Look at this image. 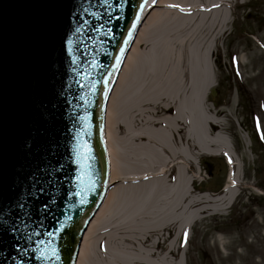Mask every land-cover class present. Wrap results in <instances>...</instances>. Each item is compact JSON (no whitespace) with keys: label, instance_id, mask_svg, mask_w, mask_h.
<instances>
[{"label":"rangeland","instance_id":"374dc122","mask_svg":"<svg viewBox=\"0 0 264 264\" xmlns=\"http://www.w3.org/2000/svg\"><path fill=\"white\" fill-rule=\"evenodd\" d=\"M181 1L183 2H178L171 8L150 7L152 12H173V17L179 16L171 23L176 24L178 20L183 22L180 26L163 25L158 28V34L191 37V41L183 48L174 45L168 49L172 52L171 55H167L166 64L158 67L165 69L171 67L172 58L176 57L181 71H186L190 75L197 74L204 66L202 54L211 51L212 57L208 64L212 69L213 86L209 90L205 108H209L212 127L205 130L209 133V137H206V144L209 146L200 144L193 134L181 135L174 131L177 129L174 127L170 129L173 137L167 134L169 140L167 144L173 149L185 150V155L181 159L182 165L179 166L181 170H186L185 194L191 195L195 201L203 195L215 199L222 196L226 192V187H229L227 191L231 193L230 195L234 194V201L224 208H219L213 203L201 204L202 208L209 211L198 215L191 227L185 224L190 212L182 213L178 219L179 236L173 244L178 258L170 257L167 262L160 264H264V0ZM213 4L217 6L213 8ZM181 6L188 7V10H181ZM226 17L230 22L220 36L217 26ZM137 35L138 31L133 38V45ZM205 35L208 39H202ZM129 51L123 56V64ZM173 87L174 85L167 82L161 88L163 96L171 97L169 91ZM134 90L137 91L138 87L136 86ZM239 91L244 94V98L240 97ZM182 100L185 101V98ZM185 105L186 103L182 106L184 113L182 119L190 122L191 116L197 111L195 107L190 109ZM127 111L128 106L126 111L122 110L120 120L113 125V130L118 137H123L122 141H125L121 142L125 149L121 152L126 157L123 166L129 170L130 166L141 162L139 159L144 158V154L147 158L155 160L150 155L153 153L152 150L148 154L138 149L140 147L134 143L131 130L137 136L136 131L141 133L142 129L146 130L147 125L163 118L152 117L151 112L143 107H140L138 117L135 119H133L135 111L132 108ZM129 119H133L131 126L127 124ZM120 127L124 130L119 131ZM150 129L154 131L152 128L148 131ZM191 129L192 122L190 131ZM149 135L153 138L152 149H156L158 154L161 153L165 147L162 136ZM180 136L184 140H189V144L182 142L184 145L179 146L176 142ZM109 144L112 148L113 144ZM111 217L113 220L118 218V224H115L127 235L123 236V239L136 233L137 229L129 225L128 214L119 212ZM145 225L142 227L143 232L153 230L151 220ZM113 235H116V232ZM101 240L99 237V241ZM157 241L156 236L149 238L151 243ZM130 248L129 245L123 244L121 250L132 254ZM161 249L157 248L156 252L162 253ZM94 252L95 264L98 259L103 261V257L109 258L106 246L101 249L95 248ZM132 257L136 260L134 256Z\"/></svg>","mask_w":264,"mask_h":264},{"label":"water","instance_id":"95a60500","mask_svg":"<svg viewBox=\"0 0 264 264\" xmlns=\"http://www.w3.org/2000/svg\"><path fill=\"white\" fill-rule=\"evenodd\" d=\"M138 4L139 0H108L107 6L103 0H0V159L7 172L16 139L25 131L32 86L40 81L57 105L55 129L64 164L63 187L55 192V218L41 216L29 223L26 234L34 230L41 234L21 240L20 251L11 245L0 251L6 264H47L36 257L51 256L50 247L59 253V259L50 264H75L82 236L108 189L102 121L114 76L143 20L142 13L135 20ZM106 12L111 13V20ZM79 141H86L90 148L95 181L90 188L87 177L78 183L81 170L75 148ZM82 189L84 203L79 195L65 196ZM0 238L11 237L0 232ZM13 256L15 260L9 258Z\"/></svg>","mask_w":264,"mask_h":264},{"label":"bare ground","instance_id":"6f19581e","mask_svg":"<svg viewBox=\"0 0 264 264\" xmlns=\"http://www.w3.org/2000/svg\"><path fill=\"white\" fill-rule=\"evenodd\" d=\"M178 2L183 1L158 0L157 2L155 0L153 4V0H148L145 9L149 10L152 6L171 8ZM216 6L212 5L213 8ZM180 9L187 11L188 7L181 6ZM172 14L173 12H152V9L150 10L145 17L147 20L144 19L145 22L143 21L140 26L135 43L124 61L116 82L114 81L115 85L102 121L106 140V157L109 161L107 166L109 167L108 185L110 186L106 191L103 203L86 227L75 264H95L94 249H101L103 246H106L109 258L103 257V261L98 259L96 264H120V262L125 264H157L156 262H158L160 264L167 262L170 257L178 258L173 244L179 236V216L182 213L185 214L186 211L190 212V217L185 221V224L191 227L198 215L209 211L202 208L201 204L213 203L219 208H224L230 206L234 201V194L230 195L231 193L227 191L229 187H226V192L222 196L215 199L203 195L202 198L195 201L191 195L185 194L186 170H181L179 167L182 165L181 159L185 155V150L173 149L167 144L169 143L167 134L173 137L170 131L171 127L177 128L174 131H178L181 135L186 136L189 133L195 135L200 144H206V137H209V133L205 130L212 127L209 108H205L209 90L213 86L212 69L208 64L212 57L211 51L202 54L201 60L204 66L197 74L190 75L186 71H181L177 65L178 58L176 57L172 58L171 67L167 69L158 67L166 64L167 55L172 53L168 49L174 45L183 48L191 41V37H174L168 33L161 36L157 33L158 28L163 25L180 26L183 24L180 22L182 20L176 21V24L171 23L179 17H173ZM189 18L192 17H186V19ZM229 22L226 17L217 26L220 36L223 35L224 30L226 31L225 28ZM202 39L208 38L205 35ZM157 44L161 45L157 46ZM167 82L174 85L173 89L169 91L172 94L171 97H164L161 92V88ZM136 86L138 87L137 91L134 90ZM183 97L185 101H181ZM156 99L159 101L157 102ZM185 103L186 107L189 106L190 109L195 107L197 111L194 116H191V131L190 122L182 119L184 114L182 106ZM127 106V112L131 108L135 111L133 119L138 117L140 107L146 111L148 109L152 117L163 118L147 125L146 130L142 129L141 133L136 131L137 136L131 130L134 143L140 147L138 149H142L148 154L152 150L155 154L150 155L155 160L147 158V155L144 154V158L139 159L141 162H136L130 166L129 170L128 167L123 166L126 157L121 152L125 151L124 146L121 145V142L125 141H122L123 137H118L119 135L113 130V125L119 122L122 110L126 111ZM132 120L129 119L127 124L131 126ZM121 127L119 131L124 130ZM149 128L154 131L151 129L148 131ZM149 134L162 136L165 147L162 148L163 150L161 149V153L158 154L156 149H152L153 138ZM182 142H185L186 145L189 144V140H184L180 136L176 143L182 146L184 145ZM109 143L113 144H111L112 148ZM206 145L209 146V144ZM165 159L168 160L163 161ZM119 212L129 215V225L137 229L133 236L123 239V236L127 235L117 225L118 218L113 220L111 217ZM148 220L152 221L153 230L143 232L142 227L146 226ZM115 232L116 235H113ZM151 236H156L158 241L149 242ZM99 237L102 238L101 241H99ZM116 241H120V243ZM123 244L129 245L133 253L128 254L121 250ZM159 247L162 248V253L156 252ZM142 260L147 262H140Z\"/></svg>","mask_w":264,"mask_h":264},{"label":"snow or ice","instance_id":"6c2138e0","mask_svg":"<svg viewBox=\"0 0 264 264\" xmlns=\"http://www.w3.org/2000/svg\"><path fill=\"white\" fill-rule=\"evenodd\" d=\"M103 5L107 6L108 0H103ZM146 5L147 0H139L136 22L140 20V13L145 10ZM106 15L110 20L112 19L110 12H106ZM94 18L98 20L100 17L94 15ZM115 19L118 21L119 17ZM132 27L135 28V23ZM123 51L124 49H121V52ZM119 59L117 57V60ZM49 97L48 89L40 81L32 86L25 131L16 139L7 172L0 159V232L11 237L0 238V251L5 250L9 245L12 249L20 251L21 240L41 234L35 230L26 234L25 228L29 223L38 222L41 216L45 219L55 218L53 216V208L57 206L55 192L63 187L60 175L64 174V164L61 161L59 134L55 129L54 110L57 105ZM80 119L84 120V117ZM84 135H87L86 129ZM79 136L80 133H77L78 138ZM75 154L76 163L81 170L78 183L83 184L87 177L90 188L95 181L92 180L90 148L86 141L78 142ZM73 195H79L80 203H84V189L79 193L65 194L68 199ZM59 230H62V227ZM13 233L18 234L20 239L12 235ZM48 236L50 239H55L52 232H49ZM186 236L187 233L185 238ZM50 251L51 256L44 254L36 258L46 261L47 264L53 259L58 260L59 253L56 249L50 247ZM9 258L15 260L14 256ZM0 264H6V261L0 259Z\"/></svg>","mask_w":264,"mask_h":264},{"label":"trees","instance_id":"16d2710c","mask_svg":"<svg viewBox=\"0 0 264 264\" xmlns=\"http://www.w3.org/2000/svg\"><path fill=\"white\" fill-rule=\"evenodd\" d=\"M239 94H240V97L242 98V96H243V98H244V94L241 92V91H239Z\"/></svg>","mask_w":264,"mask_h":264}]
</instances>
